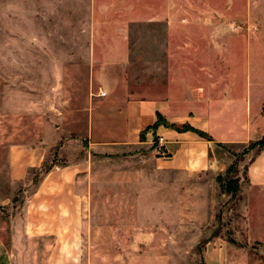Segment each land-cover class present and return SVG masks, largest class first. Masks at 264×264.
I'll use <instances>...</instances> for the list:
<instances>
[{
  "label": "rangeland",
  "instance_id": "obj_1",
  "mask_svg": "<svg viewBox=\"0 0 264 264\" xmlns=\"http://www.w3.org/2000/svg\"><path fill=\"white\" fill-rule=\"evenodd\" d=\"M92 1L0 0V237L12 264H264V192L247 173L257 144L220 145L233 169L217 179L100 148L124 124L92 84ZM135 29L133 70L120 73L132 93L154 59L143 49L164 38ZM33 148L45 158L27 167ZM75 164L68 180L59 168Z\"/></svg>",
  "mask_w": 264,
  "mask_h": 264
},
{
  "label": "crops",
  "instance_id": "obj_2",
  "mask_svg": "<svg viewBox=\"0 0 264 264\" xmlns=\"http://www.w3.org/2000/svg\"><path fill=\"white\" fill-rule=\"evenodd\" d=\"M91 8L92 84L114 97L124 124L123 138L100 143L102 150L153 156L144 162L156 171L217 179L231 164L219 155L220 145L264 136V0H93ZM137 27L163 28L164 38H152L150 49L142 50L154 59L145 58L139 89L132 93L120 73L133 70ZM159 70L163 83L152 77ZM159 117L175 127L154 128ZM184 125L208 137L179 130ZM30 151L27 167L41 166L46 150ZM59 169L68 180L82 171L78 164ZM247 173L251 187L264 192V147ZM0 264H12L2 237Z\"/></svg>",
  "mask_w": 264,
  "mask_h": 264
},
{
  "label": "trees",
  "instance_id": "obj_3",
  "mask_svg": "<svg viewBox=\"0 0 264 264\" xmlns=\"http://www.w3.org/2000/svg\"><path fill=\"white\" fill-rule=\"evenodd\" d=\"M159 124H165L168 127H175L174 124L169 123L168 121H166L162 117L158 118V121L156 122L154 128H156ZM179 130H193L195 132H198L201 136L208 137V135H206V133H204V132H202L200 130H197V129L191 127V126H187V125H184L183 127H180ZM253 143L257 144L258 150L260 151L264 147V136L260 140H258L256 142H253ZM232 169H233V167L228 168L227 175L232 171ZM47 170L49 171V169H47ZM218 178H222V177H218Z\"/></svg>",
  "mask_w": 264,
  "mask_h": 264
},
{
  "label": "built area",
  "instance_id": "obj_4",
  "mask_svg": "<svg viewBox=\"0 0 264 264\" xmlns=\"http://www.w3.org/2000/svg\"><path fill=\"white\" fill-rule=\"evenodd\" d=\"M158 152H161V149L160 148H158Z\"/></svg>",
  "mask_w": 264,
  "mask_h": 264
}]
</instances>
